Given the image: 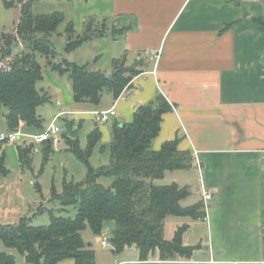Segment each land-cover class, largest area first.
Returning <instances> with one entry per match:
<instances>
[{"label": "crops", "instance_id": "obj_1", "mask_svg": "<svg viewBox=\"0 0 264 264\" xmlns=\"http://www.w3.org/2000/svg\"><path fill=\"white\" fill-rule=\"evenodd\" d=\"M68 1L71 11L63 12L77 33L93 18L107 20L110 28L87 42L97 46L87 63L111 74L113 60L126 58L127 66L141 69L118 98L108 91L98 106L76 103L72 83L48 72L68 105L78 106L70 113L82 118L116 106L117 115L101 126L90 114L108 144L115 122L131 121L141 105L163 94L172 110L163 115L153 147L178 137L181 149L192 150L194 162L167 171L161 179L166 183H158L188 186L183 206L205 205L203 189L212 193L207 220L170 215L165 221L167 239L188 225L183 242L201 246L192 259L164 261L155 249L141 261L134 244L120 252L116 264H264V29L255 20H264V0ZM112 27L123 33L112 36ZM4 123L0 131L8 130ZM23 143L9 144L10 162L0 145V158L10 170L0 174V225L17 224L31 210L18 150ZM167 173L174 174L170 181ZM2 245L0 252L14 255Z\"/></svg>", "mask_w": 264, "mask_h": 264}, {"label": "trees", "instance_id": "obj_2", "mask_svg": "<svg viewBox=\"0 0 264 264\" xmlns=\"http://www.w3.org/2000/svg\"><path fill=\"white\" fill-rule=\"evenodd\" d=\"M19 1L22 7L16 28L18 36L6 31L0 35V118L4 115L8 131H18L24 126L42 130L43 121L38 109L50 101V97L38 87L44 77L37 53L47 58L55 57L50 37L66 18L63 11L35 13V0ZM6 5L12 6L14 2L7 1ZM255 20L264 29V20L259 17ZM109 29L107 20L96 23L93 18L82 33H77L73 23L68 22L66 49H77L94 37L103 36ZM110 33L116 37L123 29L112 27ZM19 39L24 42L25 50L14 53L13 47ZM51 65L61 74L68 73L76 103L94 106L101 103L105 90L118 98L133 77L141 72L137 66H127L126 58L113 60L112 79L89 63L63 59L58 63L51 62ZM171 110L169 101L159 94L155 100L141 105L131 121L115 122L111 160L100 169L93 168L89 162L91 149L102 135L99 127L91 134L87 151L80 147L76 137H66L68 149L87 165L85 180L66 181L63 193L58 195L62 210L69 206L77 208L76 217L56 215L51 211L48 225H34L30 216H24L17 224L0 225V240L7 247L17 249L32 264H59L67 259L71 262L66 264H96L95 250L86 243L83 231L89 226L96 235H101L107 222L112 221L114 241L111 242L116 253L135 244L140 250L141 261L147 260L155 249H159L160 259L164 261L192 259L201 246L183 242L187 224L178 228L173 239L165 237L168 216L204 218L206 215L202 202L182 205V200L190 194L188 186L176 182L158 183L167 171L187 169L194 162L192 150L181 149L178 137L164 142L159 149L153 147L163 115ZM44 143L45 151L49 153L52 141ZM18 150L22 165L30 166L33 144H20ZM9 172L2 156L0 174ZM102 176L113 177L112 184H102L99 181ZM0 264L18 263L13 254L0 252Z\"/></svg>", "mask_w": 264, "mask_h": 264}, {"label": "rangeland", "instance_id": "obj_3", "mask_svg": "<svg viewBox=\"0 0 264 264\" xmlns=\"http://www.w3.org/2000/svg\"><path fill=\"white\" fill-rule=\"evenodd\" d=\"M7 1L11 0H0V35L2 32L6 31L18 36L16 28L21 16L22 4H20L19 0H12L14 5L8 6L6 5ZM72 5V2L68 0H40V2L35 3L33 10L35 13H51L54 11H65L66 13H69ZM66 19L68 20V16ZM67 20L64 21L59 26L57 32L53 33L50 37L56 52L55 57L47 58L45 55L37 53V59L43 66L44 77V80L38 83V87L43 91V93H46L50 97V101L40 105L38 109V113L43 121V129L25 127L23 130L27 133H40L49 128L50 124L60 111L64 110L69 113V115L63 114L57 120V124L61 126L62 132L57 138L51 140V150L49 153L45 151L46 143L37 144L32 139L25 138L28 145L33 144L31 156L32 162L30 166L26 165L25 168V202L28 203V205L31 204V210H29L28 216L32 218L31 222L34 225H48L51 222V211H53L56 215L71 218L76 217L77 208L75 206H69L67 209L62 210L58 195L63 193L64 183L66 181L82 182L85 180L87 175V165L79 159L75 153L68 149L66 137L75 138L70 136L69 133L70 121H74L72 127L79 130L76 137L79 145L84 151H87L89 148L90 136L96 129L95 121L91 118L90 114H86L82 118L71 114L78 106L76 104L72 106L68 105L64 99L62 89L57 88V85L50 79L48 74V72H50L52 73L51 75H54L56 78L57 76L62 78L64 82L70 85L72 82L68 73L61 74L59 71L53 69L51 62L58 63L63 59H67L79 64H85L90 61V57L96 50L97 46L94 43L87 42V44L84 46L82 45L80 49L78 48L70 51L66 49V44L69 39V36L65 32ZM25 47L26 46L22 39H19L15 42L13 51L14 53H19L24 51ZM105 93H108V91L105 90ZM6 111L7 109L4 110L5 113ZM5 120L4 115L1 116V128L5 127ZM101 125L102 122H100L99 126ZM25 139L23 138L22 140ZM10 145L16 146V143H12ZM10 145H5V157L9 162L12 158L11 149L8 148ZM110 160L111 143L107 144L104 140H102L101 135V138L91 149L89 162L93 168L100 169L108 165ZM175 174L178 178L182 176L179 173ZM166 176V178H168L166 180L170 181L174 174L167 173ZM113 180L114 178L110 176H102L99 179V181L105 186H110ZM180 181H182V179ZM160 182L165 181L161 180ZM34 199H37V203L34 202ZM32 205H36V209ZM105 228H108V237L111 239L113 236L114 222H107ZM83 237L86 243H90L92 248L95 250L96 264H116L120 253H116L112 246L104 248L100 242V235H96L89 226L84 229ZM2 244H4V242L0 240V247L3 249L4 245ZM5 248L6 250L14 253L15 260L18 264H32L28 262L26 257L17 249L7 246ZM69 262H71V259L62 261L59 264H66Z\"/></svg>", "mask_w": 264, "mask_h": 264}, {"label": "built area", "instance_id": "obj_4", "mask_svg": "<svg viewBox=\"0 0 264 264\" xmlns=\"http://www.w3.org/2000/svg\"><path fill=\"white\" fill-rule=\"evenodd\" d=\"M91 115H93L97 121L105 123L109 121L112 117L117 115L116 106H113L112 108L108 110H93L89 111ZM63 115V113L58 114L53 122L50 124L49 128L47 130H44L40 133H27L23 130L18 131H8V130H1L0 131V143L3 145L6 144H12V143H18L20 141H23L22 139H32L35 143L41 144L48 140H52L57 138L60 133L62 132L61 126L57 124V120ZM24 140L27 142V140ZM203 198L205 201V212L206 215L204 217L205 220L208 219L207 216V202L212 198V193L207 190L206 188L203 189ZM109 231L108 228H105L103 232L100 235V242L101 245L105 248H108L112 246L111 239L108 237ZM234 264H237V262H234Z\"/></svg>", "mask_w": 264, "mask_h": 264}, {"label": "water", "instance_id": "obj_5", "mask_svg": "<svg viewBox=\"0 0 264 264\" xmlns=\"http://www.w3.org/2000/svg\"><path fill=\"white\" fill-rule=\"evenodd\" d=\"M113 75H114L113 73L109 74V78L112 79ZM69 131H70V134H71L72 137H77L78 132H79V130L73 128L71 124L69 125ZM111 241H114L113 237L111 238ZM198 253H199L200 256H202L201 252H198Z\"/></svg>", "mask_w": 264, "mask_h": 264}]
</instances>
